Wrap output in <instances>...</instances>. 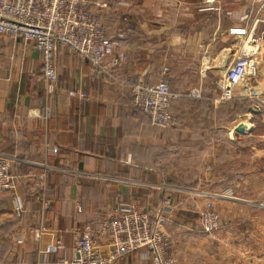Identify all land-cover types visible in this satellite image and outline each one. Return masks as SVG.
Returning a JSON list of instances; mask_svg holds the SVG:
<instances>
[{
	"label": "crops",
	"instance_id": "1",
	"mask_svg": "<svg viewBox=\"0 0 264 264\" xmlns=\"http://www.w3.org/2000/svg\"><path fill=\"white\" fill-rule=\"evenodd\" d=\"M204 1H106L103 21H119L122 16L123 26L130 27L115 51L125 52L113 72L116 79L96 74L91 64L62 49L56 61L58 89L53 95L46 93L39 77L42 60L33 46L0 37V151L10 149L7 154L17 159L12 169L16 188L0 193V264L69 261L76 255L71 230L85 224L97 230V218L115 209L157 210L169 197L179 210L172 189L154 183L153 165L184 164V159L199 156L196 150H212V144H188V138L197 142L198 134L228 131L244 137L255 131L249 126L252 120L244 116L235 126L210 129L200 122H208L209 110L226 112L232 105L247 102L236 98L213 104L221 95L216 80L222 78L225 61L242 48L243 37L232 34L233 30L255 29L258 36L264 34V0H217L214 10H201ZM244 4L245 9L236 7ZM251 4L258 5L255 13L247 11ZM109 34L118 40L117 32ZM262 43L264 69V38ZM110 59L106 57L105 63ZM162 80L169 82L172 92L202 90L199 99L175 103V123L170 129L153 126L133 104L131 85ZM78 88L89 98L68 95ZM255 94L257 98L264 95ZM192 104L201 109L189 107ZM241 125L245 126L242 132ZM209 141L214 140L208 137ZM243 143L231 144L249 149ZM249 189L229 182L211 185L206 201L212 200L220 212L223 235L192 238V259L182 254L178 264H264V202L251 199ZM40 227L59 233L63 245L55 253L39 252V243H50L48 237H38ZM101 243L107 255L109 243L106 239ZM115 264L149 261L142 250Z\"/></svg>",
	"mask_w": 264,
	"mask_h": 264
},
{
	"label": "built area",
	"instance_id": "2",
	"mask_svg": "<svg viewBox=\"0 0 264 264\" xmlns=\"http://www.w3.org/2000/svg\"><path fill=\"white\" fill-rule=\"evenodd\" d=\"M217 2L205 0L201 10H214ZM107 6L104 0H0V37L15 38L30 44L41 55L42 69L39 77L45 83L48 95L55 94L58 89L56 61L60 48L91 64L96 74L116 79L113 72L124 60L125 52L115 51L118 49V41L125 38L126 30L121 27L117 31V41L110 36L101 17V11ZM232 34L243 37V43L233 58L225 61V74L220 81L221 95L217 100L219 103L236 98L253 100L244 85L258 82L264 72L260 58L264 34L258 36L255 29L233 30ZM108 56L111 59L106 64L105 58ZM131 90L134 107L145 114L153 126L161 129H169L174 125L173 107L177 101L199 99L202 96L200 88L193 89L191 94H176L171 91L166 80L155 84H133ZM236 90L242 91L238 93ZM68 95L84 100L89 98L81 88L71 90ZM45 116H49L48 112ZM53 152L57 151L53 149ZM16 161L15 157L0 152V193L16 188V177L12 171ZM41 179L45 177L41 176ZM175 209L166 198L157 210L125 207L99 216L97 230L91 224L76 226L71 230L76 255L60 263L115 264L122 258L144 250L149 264H176L171 252L173 239L165 229ZM78 211L82 212L81 206ZM199 226L206 235L215 234L221 229L220 218L211 204L208 209L200 212ZM37 235L50 239L48 245L39 243V252L43 255L53 254L63 245L56 230L40 227ZM104 239L110 248L107 255L102 252L101 240Z\"/></svg>",
	"mask_w": 264,
	"mask_h": 264
},
{
	"label": "rangeland",
	"instance_id": "3",
	"mask_svg": "<svg viewBox=\"0 0 264 264\" xmlns=\"http://www.w3.org/2000/svg\"><path fill=\"white\" fill-rule=\"evenodd\" d=\"M106 1L110 2L114 0ZM239 6L240 5L236 7H238V9L246 8L245 4L240 8ZM257 6L256 4H251L249 6L251 9L248 8L247 10L248 13H255ZM102 12L103 11H101V13ZM117 21L118 20L114 22V20L110 18L108 19V24L102 19L106 30L110 33L111 30L117 32L121 27L124 28L123 24L126 23V21L122 19V16L119 21ZM224 71L222 70L220 74L222 77H224ZM261 78L264 79V72ZM221 79V77L217 78L216 82L219 83ZM244 86L247 93H249L248 95L254 98L253 100L244 98L247 102H243V105H232L226 112L217 113V111L212 110L213 112H211L209 110L210 116L207 120L208 122L202 121L200 123H206V127L210 129L214 128L215 125H217V128L224 125L235 126L239 124V117L244 116L252 120L253 126L251 124H249V126H251L250 128L255 127L253 133H249V135H245L244 137H238L232 133H228V131L225 133L213 131L206 134H198L196 137L197 142L188 138V144L191 142L199 146H202V144L203 146L212 144V150L206 148L196 150V153H200L201 155L199 154L198 157L184 159V164H179L181 162H178L177 165L170 162L169 164L162 163L153 165L154 172H156L154 183L170 187L172 189L171 194L177 196L179 210L175 209L174 215L169 219L167 225H165L166 232L173 239V248L171 252L176 264H178V258H180L182 254L192 259L194 250V245L191 243L192 241H190L193 240L192 238H212L221 237L223 235L222 233L225 226L220 212L215 208L212 200L206 201L208 199L207 196L210 195L208 191L212 184L229 182L238 189L250 188L249 191L252 192L251 199L264 202V95L263 97H255L256 91L264 94V80L259 82L254 81ZM193 89L195 88L182 93H175L183 95L191 94ZM241 91L242 90H236L235 92L239 93ZM217 100L219 101V97L216 98V101L214 100L213 104H216ZM177 102H180V100ZM189 107L201 109L199 105L195 106L194 104ZM230 110L232 112L229 115ZM250 110H252V112ZM191 111L192 110H190V112ZM253 111L255 113H253ZM204 118L207 119V117ZM199 121L200 120H196L194 123L199 124ZM208 137L210 140L214 141L206 142ZM234 140L243 141V145L246 147L249 146V149L242 148L240 150L239 147L241 146H234L231 144ZM252 147H259V149L254 148V150H251ZM23 149L26 151L27 148L23 147ZM10 151V149L3 150L6 155H8ZM243 178H245L244 181L242 180ZM209 204H211L212 209L220 218L221 229L215 234L206 235L199 226V216L200 212L208 209ZM186 238L189 239L185 240ZM195 249L197 251L198 245H195Z\"/></svg>",
	"mask_w": 264,
	"mask_h": 264
},
{
	"label": "water",
	"instance_id": "4",
	"mask_svg": "<svg viewBox=\"0 0 264 264\" xmlns=\"http://www.w3.org/2000/svg\"><path fill=\"white\" fill-rule=\"evenodd\" d=\"M251 112H252V110H250ZM253 113H255L254 111H253ZM244 128H245V126L244 125H241L239 128H238V130L240 131V132H242L243 130H244Z\"/></svg>",
	"mask_w": 264,
	"mask_h": 264
},
{
	"label": "trees",
	"instance_id": "5",
	"mask_svg": "<svg viewBox=\"0 0 264 264\" xmlns=\"http://www.w3.org/2000/svg\"><path fill=\"white\" fill-rule=\"evenodd\" d=\"M129 26H130V25H129ZM124 28H125L126 31H127V30L129 31V29H130V27H128L127 25H125ZM62 49H63V48H60V50H62ZM60 50H59V51H60ZM63 50H65V49H63ZM65 51H67V50H65ZM67 52H68V51H67Z\"/></svg>",
	"mask_w": 264,
	"mask_h": 264
}]
</instances>
